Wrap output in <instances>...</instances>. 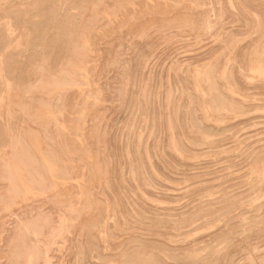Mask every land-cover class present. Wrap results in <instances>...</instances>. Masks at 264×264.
Returning a JSON list of instances; mask_svg holds the SVG:
<instances>
[{
  "label": "rangeland",
  "instance_id": "rangeland-1",
  "mask_svg": "<svg viewBox=\"0 0 264 264\" xmlns=\"http://www.w3.org/2000/svg\"><path fill=\"white\" fill-rule=\"evenodd\" d=\"M64 1L65 0H0V198H3L0 199V225L4 227L2 228L0 226V264H78V262L80 264H85L88 263V261V264H93L94 262L95 264H165L167 262H169L168 264H176L177 261H180L177 264H194L195 261H200L198 263L195 262V264H204L205 262H207L205 264H222L225 258V264H264V23L262 24V22H264V0H87L90 5L85 0H75L74 2L76 3H72L73 0H66L67 2ZM82 1L85 2L81 3ZM233 2H235L236 5L233 4ZM72 4L75 5L71 6ZM71 7H74L75 9L73 8L74 10H72ZM56 8L59 10H56ZM57 11L58 14L56 13ZM63 12H67L66 15H68V19ZM73 15H75V19H77L76 21H74L75 19H73ZM213 17L216 19L214 20V22L216 21L215 23L213 22ZM69 19L71 21H68ZM200 19H203L204 22ZM63 22H65V24ZM67 22H69V25ZM104 22H107V24ZM62 23L66 26L62 27ZM88 24L89 26H87ZM69 26L71 29H69ZM73 26L78 28L76 29V27L74 28ZM57 27L59 28L57 29ZM262 27L263 30L261 31ZM2 28L4 31H2ZM249 28H251L252 31ZM114 29L116 32H114ZM247 29L249 30L247 31ZM55 32L56 34H54ZM3 33L5 34L3 35ZM53 34L59 37H55ZM258 35L259 37L256 38ZM3 37H5L6 40ZM64 37L67 38V40H65ZM231 37H233V39ZM251 37L253 39L255 37V41ZM58 38L60 39L61 44H59L60 42L58 43ZM234 38H236V40ZM228 41L231 43L229 44ZM96 42L100 44L98 45ZM63 43H66V46L63 45ZM111 43L115 45L113 46ZM219 43L222 45L219 46L220 48L218 47ZM231 46L234 48L233 50ZM224 47L225 49H223ZM58 48L61 49V52H63V48H65V53L63 52L64 54H62ZM92 49H94L96 53ZM58 52L61 53L60 56L58 55ZM15 54L16 56H14ZM221 54L226 58L223 57L225 58L223 59ZM54 55H57L58 58H55ZM38 56L42 58L38 59ZM142 56L147 57L143 58ZM218 57L221 60H218ZM36 59H38L37 62H35ZM57 60L58 63H56ZM59 60H61V63H59ZM216 60H218V62H216ZM188 62H190V64ZM223 62L225 63L224 66ZM144 63L145 65H143ZM55 64L57 65V68L55 67ZM235 65L239 67V70L237 67L235 69ZM246 67L248 68L247 71L249 70L248 72L245 70ZM24 68H26V70L28 69L27 72H25ZM128 69L130 72H128ZM232 69H235V72H233ZM97 71H100V73L98 74ZM19 72L23 75L21 76ZM211 74L214 76L212 77ZM238 76L241 79H239ZM24 78L26 79V82L24 81ZM225 79H232L229 80L231 84L228 81L226 82ZM235 79L237 89L236 86L233 85ZM95 81H98V83ZM216 83H218V85ZM223 84H226L227 87ZM217 86H219V88ZM32 87L36 88L33 89ZM185 87L189 88L187 89L188 92H186L187 90ZM147 88L149 89L148 91ZM183 88H185V90ZM218 91L222 93L219 94ZM213 95L215 96V99ZM219 96L221 97V101H218ZM186 99L188 100L186 101ZM215 100H217V103H212L215 102ZM238 101L244 105L242 106ZM194 102L197 104L195 103V105H193ZM226 102H233V105L231 106L232 103L229 105ZM234 102L237 105H235ZM137 103L138 105H136ZM202 103H204V105ZM238 104L240 105L239 107ZM193 106L194 108H192V111L195 109L193 112H195L196 115L191 111L190 107ZM236 107H238L239 110H237L238 108L236 109ZM214 110L216 112H214ZM223 115L225 117H223ZM157 118L160 119L158 120ZM156 119L160 121V124L158 123L159 125L156 124ZM190 119L192 120L191 122L189 121ZM194 119L196 122H193ZM189 122L191 125L193 123L196 124L191 126ZM194 125H197L198 127L195 126V128ZM190 127H192V129ZM184 129L187 131H184ZM194 129H198L200 132H197V130L195 131ZM223 129L225 130L222 131ZM55 131L56 134H54ZM89 131H92V133H89ZM133 131L137 136L132 133ZM157 131H159L160 134L158 133V135H156ZM212 132L213 134H211ZM119 134H121V136ZM48 136H50V138ZM106 138L108 140H106ZM134 139L137 140H135L136 145L134 144ZM116 140H118V142ZM203 140L206 143H204ZM110 141L112 145L110 144ZM114 141L116 143H113ZM129 142H132V145ZM114 144L116 145L114 146ZM112 146H114V148H112ZM142 146H144V148ZM115 148L116 150L119 149V151H117L118 154L115 151ZM98 150H100L101 153ZM131 151L136 155L134 156ZM99 153H103V155H100ZM115 153L118 156H116ZM110 154L116 157L113 158ZM152 154L153 157L151 156V159L150 155ZM138 156L139 159H142L141 161H139ZM119 157H121L122 160H120ZM100 158L106 159L102 160ZM153 158H155V160ZM262 158L263 161L261 160V162L260 159ZM114 159L116 160L114 161ZM117 160L118 162H116ZM254 161H256V163H254ZM136 162L137 164H134ZM104 163L107 165H103ZM117 164H119L118 167ZM140 164H143V167L141 166L140 168ZM125 166H127L126 171ZM147 166L148 169L150 168L149 166H151V170L148 171ZM135 169L139 170V172L136 173L137 171ZM240 169L241 171H239ZM245 171L249 175H247ZM148 172H150V175ZM160 172L166 173L165 177H163L164 174ZM86 173H88L90 177L85 175ZM144 173H146V175ZM192 173L195 174L193 175ZM100 174H103V176ZM196 174L197 176H195ZM140 175H142V177ZM167 175L169 179L172 176L171 179L173 181L166 178ZM127 176L128 178L131 176L129 180ZM150 177L153 179V182ZM116 178L118 183L115 182ZM142 178H144V180H142ZM200 180H203V182H200ZM256 182L259 183L256 184ZM123 184L126 185L123 186ZM203 184L208 188L206 189V186L204 187ZM210 184L213 185L211 186ZM217 185L219 186L217 187ZM253 185L255 186L253 187ZM120 186L121 188H119ZM166 187L168 189H166ZM197 187L198 189H196ZM260 187L262 189H260ZM146 188L148 189L145 190ZM199 188H201V191ZM132 189L134 190L132 191ZM91 190L94 191L92 192ZM189 190H192L193 192ZM194 191L196 193L195 195L193 194V196L192 193H194ZM202 191L203 194L201 193ZM252 191L254 195L252 194L253 196H250ZM85 192H87L86 195L88 197L85 195ZM122 192L125 193L123 194ZM128 194L131 195V197ZM223 194L224 196H222ZM158 195H160V197ZM217 197L219 198L216 200ZM220 197L222 198L220 199ZM109 198L113 202H111ZM137 198L140 199V201H138ZM102 199L105 201L104 204ZM116 199L118 201H116ZM127 199L129 201L132 200L133 202H129ZM91 200L93 201L91 202ZM248 200L249 202H247ZM96 201H100L101 203ZM205 201L208 203L206 204ZM211 201L212 203H216L215 206ZM223 201L226 205H223ZM136 202L141 206L139 207ZM184 202H186L185 205H187V207L184 205ZM226 202L228 204L230 203V206ZM114 203L116 207L113 205ZM117 203L119 204L117 205ZM218 203H222V205H219ZM181 205L185 207H182ZM207 205L211 206L207 208ZM251 205L253 206L251 207ZM142 206L144 207V210ZM194 206L197 208H194ZM200 206L204 208V212L200 209ZM93 207L96 209L94 210ZM232 207L233 209H231ZM198 208L199 210H197ZM210 209L211 211H209ZM225 209L229 212L227 211L226 213ZM45 210L46 212H44ZM180 210H182L183 213ZM13 211H16L17 213L15 212V214ZM150 211L152 213H150ZM156 211L159 213V216L155 215L157 214ZM184 211L188 213L186 214ZM205 212H209V214H206ZM91 213L93 217H91ZM168 213H170V216ZM172 213L173 218L171 217ZM200 213L202 216L204 213L205 215L202 217ZM258 213L259 215H257ZM102 214L103 216H101ZM130 214L133 216L131 217ZM167 215L169 217H165ZM233 215L237 217H234ZM160 216L161 220L165 221H160ZM162 216L165 219H163ZM191 216L196 220L194 218L192 219ZM258 216L263 217L259 218ZM53 217L55 221L53 220ZM133 217L136 218L133 219ZM158 217L159 219H157ZM185 217L187 219H185ZM178 218H181L183 222H181V219L180 222L179 220L177 221ZM197 218L200 219V221ZM201 218L203 219L202 221ZM171 219L174 221H171ZM91 220H93L94 223L93 221L91 222ZM136 220H139L142 224ZM151 221L153 223H150ZM195 221L197 222L195 223ZM185 222H189L190 224L192 222V224L190 225ZM187 224H189L190 227H188ZM200 225L204 226L200 227ZM91 226L93 227L90 228ZM170 226L175 227L172 228ZM182 226L184 229H182ZM184 226H187L188 228ZM231 226L233 228L236 227L235 230L233 228V230H231ZM76 227L78 229H76ZM88 227L90 229L89 232L87 231ZM177 227L178 229H176ZM195 227H197V229L199 228V231H197ZM13 228L15 230H13ZM152 228L154 229L153 231ZM247 228L250 229L251 232L249 231L248 233V230L246 232L245 230ZM129 229H131V231H129ZM257 229L259 232H257ZM141 230L145 232H142ZM217 230H219L218 233L220 232L221 234H217L218 238H216V236L214 238ZM72 231L77 237H74L71 233ZM183 231L186 232L183 233L184 236L182 234ZM227 231H229L230 234ZM78 233L80 234L78 235ZM150 233L153 234L149 235ZM16 234L18 235V238ZM19 234L22 236H19ZM139 234H142V236ZM177 234L182 235L179 236ZM83 235L86 236V238H84ZM245 235L247 237H245ZM211 236L212 239L217 241H212ZM219 236L221 238H219ZM232 237H234V239ZM26 238H28L29 241H27L28 239ZM31 239H33V241ZM144 239L150 244L145 242ZM220 239H224V241H221ZM201 240L206 241L202 242ZM74 242H76V244ZM79 242L84 246L80 247L84 252L80 251V249L78 251L77 248ZM128 242H132V245ZM196 242H200L199 244L197 243L198 246ZM28 243H30V246H28ZM133 243H135V245H133ZM232 244H235V246ZM143 245L146 247L142 248L144 247ZM68 246L70 248L72 247L75 253L81 252L82 254H75L74 251H72L73 249H70ZM125 246H129L128 249ZM161 246L163 247L161 248ZM130 247L134 250L136 248L137 251H132V248ZM202 247L204 249H202ZM140 248L145 251H140ZM195 249L198 250L195 251ZM211 249L213 251H211ZM121 250H124L122 251L124 254L121 253ZM128 250L131 251L129 252ZM161 250H165L164 253L167 255L166 257ZM227 250L230 252H227ZM85 252H89L87 254L88 256ZM125 252L128 254L126 253L125 255ZM174 252L179 254H173ZM208 253H213V255H208ZM89 254L91 255V258ZM218 254L220 256H218ZM226 254H228V258L226 257ZM189 255L191 257H196L193 258L194 262L193 259H190L191 257ZM206 255L210 256V258ZM131 256L135 258L133 259ZM80 257L81 259H79ZM107 257L108 259L105 261V258ZM169 257H174L176 261L173 262L174 259H169ZM223 257L225 258L222 260ZM126 258L128 259V263L125 262L127 260ZM129 258H131V260ZM179 258L180 260H178ZM186 258L187 260L190 259V262L189 260L188 262L185 261ZM204 258L208 261H205ZM82 259L85 262L82 261ZM129 260H133V263H130ZM134 260L136 262H134ZM162 260H166L165 263L162 262ZM216 261H218V263Z\"/></svg>",
  "mask_w": 264,
  "mask_h": 264
},
{
  "label": "bare ground",
  "instance_id": "bare-ground-1",
  "mask_svg": "<svg viewBox=\"0 0 264 264\" xmlns=\"http://www.w3.org/2000/svg\"><path fill=\"white\" fill-rule=\"evenodd\" d=\"M3 1H4V0H3ZM7 1H8V0H7ZM60 1H61V0H60ZM65 1H66V0H65ZM65 1H64V2H65ZM74 1H75V0H73L72 3H76V2H74ZM79 1H80V0H79ZM85 1H87V0H85ZM85 1H82L81 3L85 2ZM177 1H178V0H177ZM58 2H59V1H58ZM66 2H67V1H66ZM77 2H78V1H77ZM87 2L89 3V1H87ZM87 2H86V3H87ZM12 3H13V1H12ZM56 3H57V2H56ZM88 3H87V4H88ZM94 3H95V2H94ZM107 3H108V2H107ZM17 4H18V3H17ZM23 4H24V3H23ZM78 4H79V3H78ZM109 4H110V3H109ZM111 4H112V3H111ZM233 4H235V2H233ZM19 5H20V4H19ZM67 5H68V4H67ZM74 5H75V4H74ZM74 5L72 4L71 6H74ZM89 5H90V3H89ZM235 5H236V4H235ZM8 6H9V5H8ZM28 6H29V5H28ZM63 6H64V4H63ZM58 7H59V5H58ZM61 7H62V6H61ZM109 7H110V5H109ZM152 7H153V6H152ZM10 8H11V7H10ZM13 8H14V7H13ZM30 8H31V7H30ZM53 8H54V7H53ZM71 8H72V7H71ZM73 8H74V7H73ZM73 8H72V10L75 9V8H74V9H73ZM85 8H86V7H85ZM2 9H3V8H2ZM34 9H36V8H34ZM57 9H58V8H56V10H57ZM82 9H83V8H82ZM142 9H143V8H142ZM3 10H4V9H3ZM25 10H26V9H25ZM47 10H48V9H47ZM51 10H52V9H51ZM58 10H59V9H58ZM61 10H62V9H61ZM69 10H70V9H69ZM76 10H77V8H76ZM18 11H19V10H18ZM22 11H24V10H22ZM53 11H54V10H53ZM65 11H66V10H65ZM83 11L86 12L85 10H83ZM99 11H100V9H99ZM129 11H130V10H129ZM44 12H45V11H44ZM127 12H128V11H127ZM198 12H200V11H198ZM3 13H6V12H3ZM9 13H10V12H9ZM27 13H28V10H27ZM34 13H35V12H34ZM56 13L58 14V11H57ZM63 13H65V15H66L67 12H63ZM138 13H139V12H138ZM242 13H243V12H242ZM21 14H22V13H21ZM51 14H52V13H51ZM51 14H50V15H51ZM53 14H54V13H53ZM71 14H72V13H71ZM84 14H85V13H84ZM198 14H199V13H198ZM19 15H20V14H19ZM79 15H80V14H79ZM109 15H110V14H109ZM205 15H207V14H205ZM205 15H204V18H205ZM259 15H260V14H259ZM7 16H8V15H7ZM44 16H45V15H44ZM66 16H67V19H68V15H66ZM66 16H65V18H66ZM70 16H72V15H70ZM73 16H74L73 19H75V15H73ZM199 16H200V15H199ZM220 16H221V15H220ZM10 17H11V16H10ZM76 17H77V14H76ZM93 17H95V16H93ZM119 17H120V16H119ZM216 17H217V16H216ZM21 18H22V17H21ZM25 18H26V17H25ZM65 18H63V19H65ZM213 18H214V17H213ZM259 18H260V17H259ZM261 18H262V16H261ZM261 18H260V19H261ZM88 19H89V18H88ZM91 19H92V18H91ZM128 19H129V17H128ZM206 19H207V18H206ZM219 19H220V18H219ZM5 20H6V19H5ZM22 20H23V19H22ZM47 20H48V19H47ZM76 20H77V19H75L74 21H76ZM99 20H101V19H99ZM198 20H199V19H198ZM200 20H201V19H200ZM214 20H216V19L214 18V19H213V22H214ZM262 20H263V19H262ZM25 21H26V20H25ZM29 21H30V20H29ZM66 21H67V20H66ZM68 21H71V20L69 19ZM78 21H79V20H78ZM89 21H90V20H89ZM201 21H203V19H202ZM201 21H200V22H201ZM205 21H206V20H205ZM263 21H264V20H263ZM49 22H50V21H49ZM56 22H57V21H56ZM99 22H100V21H99ZM193 22H194V21H193ZM203 22H204V21H203ZM207 22H208V21H207ZM207 22H206V23H207ZM209 22H210V21H209ZM215 22H216V21H215ZM215 22H214V23H215ZM219 22H220V21H219ZM28 23H29V22H28ZM63 23L65 24V22H63ZM63 23H62V25H63ZM73 23H75V22H73ZM77 23H78V22H77ZM79 23H80V21H79ZM104 23L107 24V22H104ZM119 23H120V22H119ZM123 23H124V22H123ZM214 23H213V24H214ZM263 23H264V22H262V24H263ZM39 24H40V22H39ZM46 24H47V23H46ZM57 24H59V23H57ZM67 24L69 25V22H67ZM70 24H71V22H70ZM75 24H76V23H75ZM113 24H114V23H113ZM201 24H202V22H201ZM203 24H204V23H203ZM207 24H208V23H207ZM259 24H260V23H259ZM10 25H11V24H10ZM17 25H18V24H17ZM33 25H34V24H33ZM37 25H38V24H37ZM73 25H74V24H73ZM77 25H78V24H77ZM90 25H92V24H90ZM103 25H104V24H103ZM103 25H101V26H103ZM116 25H117V24H116ZM216 25H217V23H216ZM52 26H53V25H52ZM64 26H66V25H63L62 27H64ZM84 26H85V25H84ZM87 26H89V24H88ZM87 26H86V27H87ZM173 26H174V25H173ZM193 26H194V25H193ZM218 26H219V25H218ZM253 26H255V25H253ZM47 27H48V26H47ZM62 27H60V28L63 29ZM69 27H70V26H69ZM73 27H74V26H73ZM75 27H76V26H75ZM75 27H74V28H75ZM93 27H94V26H93ZM168 27H169V26H168ZM49 28H50V27H49ZM58 28H59V27H57V29H58ZM77 28H78V27H76V29H77ZM98 28H99V27H98ZM122 28H123V27H122ZM252 28H255V27H252ZM33 29H34V28H33ZM45 29H46V27H45ZM69 29H71V27H70ZM119 29H120V28H119ZM119 29H118V30H119ZM214 29H215V28H214ZM219 29H220V27H219ZM219 29H218V30H219ZM249 29L251 30V28H249ZM249 29H247V31H248ZM102 30H103V28H102ZM118 30H117V31H118ZM198 30H199V29H198ZM216 30H217V29H216ZM262 30H263V27H262L261 31H262ZM2 31H4L3 28H2ZM42 31H43V30H42ZM48 31H50V30H48ZM56 31H58V30H56ZM166 31H167V30H166ZM247 31H246V32H247ZM251 31H252V30H251ZM257 31H258V30H257ZM259 31H260V30H259ZM64 32H65V30H64ZM67 32H68V31H67ZM70 32H71V31H70ZM73 32H74V30H73ZM107 32H108V31H107ZM114 32H116L115 29H114ZM114 32H113V33H114ZM119 32H120V31H119ZM127 32H128V31H127ZM131 32H132V31H131ZM131 32H130V33H131ZM255 32H256V31H255ZM57 33H58V32H57ZM71 33H72V32H71ZM105 33H106V32H105ZM211 33H212V32H211ZM247 33H248V32H247ZM4 34H5V33H3V35H4ZM54 34H56V32H55ZM54 34H53V35H54ZM58 34H59V33H58ZM63 34H64V33H63ZM94 34H95V33H94ZM94 34H93V35H94ZM111 34H112V33H111ZM116 34H117V33H116ZM127 34H128V33H127ZM254 34H255V33H254ZM263 34H264V33H263ZM1 35H2V33H1ZM29 35H30V34H29ZM43 35H44V34H43ZM59 35H61V34H59ZM69 35H70V34H69ZM72 35H73V33H72ZM104 35H105V34H104ZM112 35H113V34H112ZM213 35H214V34H213ZM261 35H262V34H261ZM261 35H260V36H261ZM5 36H6V35H5ZM45 36H46V35H45ZM54 36H55V35H54ZM56 36H57V35H56ZM56 36H55V37H56ZM64 36H65V35H64ZM66 36H67V35H66ZM129 36H130V35H129ZM234 36H235V35H234ZM1 37H2V36H1ZM17 37H18V36H17ZM57 37H59V36H57ZM72 37H73V36H72ZM83 37H84V36H83ZM93 37H94V36H93ZM117 37H118V36H117ZM133 37H134V36H133ZM209 37H212V36H209ZM226 37H227V36H226ZM237 37H238V36H237ZM242 37H243V36H242ZM258 37H259V35H258L256 38H258ZM3 38H5V37H3ZM3 38H2V39H3ZM46 38H47V37H46ZM64 38H65V37H64ZM69 38H70V36H69ZM97 38H98V37H97ZM127 38H128V37H127ZM231 38L233 39V37H231ZM246 38H247V37H246ZM248 38H249V37H248ZM251 38H252V37H251ZM0 39H1V38H0ZM40 39H41V38H40ZM55 39H56V38H55ZM55 39H54V40H55ZM58 39H59V38H58ZM60 39H61V37H60ZM60 39H59V41H58V43L60 42L59 44H61ZM62 39H63V38H62ZM70 39H71V38H70ZM111 39H112V38H111ZM207 39H208V38H207ZM226 39H227V38H226ZM232 39H231V42H232ZM234 39L236 40V38H234ZM252 39H253V38H252ZM262 39H263V37H262ZM5 40H6V38H5ZM65 40H67V38H65ZM113 40H114V39H113ZM115 40H116V38H115ZM250 40H251V39H250ZM253 40L255 41V37H254ZM257 40H258V39H257ZM62 41H63V40H62ZM93 41H94V40H93ZM229 41H230V40H229ZM229 41H228V42H229ZM1 42H2V41H1ZM4 42H5V41H4ZM63 42H64V41H63ZM66 42H67V41H66ZM102 42H103V41H102ZM108 42H109V41H108ZM108 42H107V44H108ZM113 42H114V41H113ZM117 42H119V41H117ZM117 42H116V43H117ZM212 42H213V41H212ZM231 42H229V44H230ZM239 42H240V41H239ZM68 43H69V42H68ZM68 43H67V44H68ZM89 43H90V42H89ZM96 43H97V42H96ZM114 43H115V42H114ZM119 43H120V42H119ZM152 43H153V42H152ZM247 43H248V42H247ZM254 43H255V42H254ZM56 44H57V43H56ZM97 44H98V43H97ZM97 44H96V45H97ZM99 44H100V43H99ZM99 44H98V45H99ZM111 44H112V43H111ZM217 44H218V43H217ZM222 44H223V42H222ZM227 44H228V43H227ZM227 44H225V45H227ZM236 44H238V43H236ZM252 44H253V43H252ZM263 44H264V43H263ZM33 45H34V44H33ZM63 45L66 46V43H63ZM68 45H69V44H68ZM109 45H110V44H109ZM112 45H113V44H112ZM114 45H115V44H114ZM114 45H113V46H114ZM116 45H117V44H116ZM152 45H153V44H152ZM152 45H151V46H152ZM249 45H250V43H249ZM249 45H248V46H249ZM254 45H255V44H254ZM1 46H2V45H1ZM4 46H5V45H4ZM52 46H53V45H52ZM79 46H80V45H79ZM93 46H94V45H93ZM219 46H222V45H220V43H219L218 47H219ZM232 46H233V45H232ZM232 46H231V48H232ZM2 47H3V46H2ZM35 47H36V46H35ZM43 47H44V46H43ZM91 47H92V46H91ZM215 47H216V46H215ZM226 47H227V46H226ZM234 47H235V46H234ZM96 48H97V46H96ZM102 48H103V46H102ZM153 48H154V47H153ZM153 48H152V49H153ZM210 48H211V47H210ZM219 48H220V47H219ZM240 48H241V47H240ZM249 48H251V47H249ZM47 49H48V48H47ZM50 49H51V48H50ZM58 49H60V48H58ZM67 49H68V48H67ZM89 49H90V48H89ZM100 49H101V48H100ZM223 49H225V47H224ZM233 49H234V48H232V50H233ZM63 50H64V51H63ZM63 50H62V51L65 53V48H63ZM68 50H69V49H68ZM70 50H71V49H70ZM92 50H94V49H92ZM96 50H97V49H96ZM146 50L149 51L148 49H146ZM212 50H213V49H212ZM217 50H218V49H217ZM217 50H216V51H217ZM220 50H221V49H220ZM246 50H247V49H246ZM250 50H251V49H250ZM250 50H249V51H250ZM260 50H261V49H260ZM260 50H259V51H260ZM94 51H95V50H94ZM98 51H99V50H98ZM213 51H214V50H213ZM216 51H215V52H216ZM218 51H219V50H218ZM229 51H230V50H229ZM238 51H239V50H238ZM60 52H61V49H60ZM63 52H61V53L64 54ZM144 52H145V51H144ZM154 52H156V51H154ZM230 52H231V51H230ZM247 52H248V51H247ZM31 53H32V52H31ZM55 53H56V52H55ZM58 53H59V52H58ZM58 53H57V54H58ZM61 53H59L58 55L60 56ZM67 53H68V51H67ZM95 53H96V51H95ZM101 53H102V52H101ZM151 53H152V52H151ZM151 53H150V54H151ZM243 53H244V52H243ZM150 54H149V55H150ZM214 54H215V53H214ZM237 54H238V53H237ZM7 55H8V54H7ZM34 55H35V54H34ZM36 55H37V54H36ZM42 55H43V54H42ZM65 55H66V54H65ZM142 55H143V54H142ZM145 55H147V54H145ZM212 55H213V54H212ZM215 55H217V54H215ZM221 55H222V54H221ZM225 55H226V54H225ZM243 55H244V54H243ZM243 55H242V57H243ZM12 56H13V55H12ZM14 56H16V54H15ZM17 56H18V55H17ZM49 56H50V55H49ZM63 56H64V55H63ZM143 56H144V55H143ZM143 56H142V57H143ZM147 56H148V55H147ZM147 56H145V57H143V58H146ZM155 56H156V55H155ZM238 56H239V55H238ZM54 57H55V58H56V57L58 58L57 55H54ZM70 57H71V56H70ZM223 57H225V56L222 55V58H223ZM242 57H241V58H242ZM247 57H248V53H247ZM9 58H10V57H9ZM39 58H42V57L38 56V59H39ZM52 58H53V56H52ZM65 58H66V57H65ZM67 58H68V57H67ZM150 58H151V57H150ZM156 58H157V57H156ZM203 58H204V57H203ZM205 58H206V57H205ZM214 58H215V57H214ZM225 58H226V57H225ZM225 58H223V59H225ZM241 58H240V60H241ZM244 58H245V56H244ZM259 58H260V57H259ZM30 59H31V57H30ZM38 59H36L35 62H37ZM62 59H63V58H62ZM154 59H155V58H154ZM201 59H202V58H201ZM219 59H220V58L218 57V60H219ZM238 59H239V58H238ZM15 60H16V59H15ZM15 60H14V61H15ZM26 60H27V59H26ZM53 60H54V59H53ZM53 60H52V61H53ZM174 60H175V59H174ZM208 60H209V59H208ZM210 60H212V59H210ZM218 60H216V62H218ZM220 60H221V59H220ZM248 60H249V59H248ZM263 60H264V59H263ZM12 61H13V59H12ZM21 61H22V60H21ZM40 61H41V60H40ZM60 61H61V60H59V63H61ZM66 61H67V60H66ZM91 61H92V60H91ZM96 61H99V60H96ZM145 61H146V60H145ZM205 61H206V60H205ZM16 62H17V61H16ZM33 62H34V61H33ZM231 62H232V61H231ZM246 62H247V61H246ZM30 63H31V62H30ZM53 63H54V61H53ZM53 63H52V64H53ZM56 63H58V60H57ZM89 63H90V62H89ZM148 63H149V62H148ZM148 63H147V64H148ZM182 63H183V62H182ZM188 63L190 64V62H188ZM205 63H206V62H205ZM212 63H213V62H212ZM223 63H224V62H223ZM241 63H242V62H241ZM32 64H33V63H32ZM90 64H91V63H90ZM180 64H181V62H180ZM237 64H238V62H237ZM244 64H245V63H244ZM18 65H19V64H18ZM143 65H145V63H144ZM193 65H194V64H193ZM195 65H196V64H195ZM206 65H207V64H206ZM224 65H225V63L223 64V66H224ZM25 66H27V65H25ZM28 66H29V65H28ZM49 66H50V64H49ZM53 66H54V65H53ZM174 66H175V65H174ZM199 66H200V64H199ZM211 66H212V65H211ZM219 66H220V65H219ZM231 66H232V65H231ZM245 66H246V65H245ZM55 67L57 68V65H56V64H55ZM58 67H59V66H58ZM188 67H189V66H188ZM191 67H193V66H191ZM205 67H206V66H205ZM236 67H237V65H235V69H236ZM241 67H242V66H241ZM243 67H244V66H243ZM10 68H11V67H10ZM12 68H13V67H12ZM16 68H17V67H16ZM52 68H53V67H52ZM56 68H55V69H56ZM177 68H178V67H177ZM209 68H210V67H209ZM214 68H215V67H214ZM214 68H213V69H214ZM238 68H239V67H237V69H238ZM7 69H8V68H7ZM24 69H25V72H27L28 69H27V70H26V68H24ZM32 69H33V68H32ZM55 69H53V70H55ZM94 69H95V68H94ZM94 69H93V70H94ZM169 69H170V68H169ZM186 69H187V68H186ZM213 69H211V70H213ZM222 69H223V67H222ZM235 69H232L233 72H235V71H234ZM247 69H248V68L246 67L245 70L247 71ZM18 70H19V69H18ZM18 70H17V71H18ZM33 70H34V69H33ZM128 70H129V69H128ZM175 70H176V69H175ZM214 70H216V69H214ZM232 70H231V71H232ZM238 70H239V69H238ZM22 71H23V70H22ZM89 71H90V70H89ZM91 71H92V70H91ZM94 71H95V70H94ZM164 71H165V70H164ZM183 71H184V70H183ZM186 71H187V70H186ZM186 71H185V73H186ZM217 71H219V70H217ZM220 71H221V69H220ZM248 71H249V70H248ZM248 71H247V72H248ZM23 72H24V71H23ZM25 72H24V73H25ZM76 72H77V70H76ZM97 72H98V71H97ZM128 72H130V70H129ZM132 72H133V71H132ZM237 72H238V71H237ZM237 72H236V74H237ZM250 72H251V71H250ZM19 73H20V72H19ZM57 73H58V72H57ZM85 73H86V72H85ZM92 73H93V72H92ZM99 73H100V71L98 72V74H99ZM210 73H211V72H210ZM218 73H219V72H218ZM256 73H257V72H256ZM256 73H255V74H256ZM8 74H9V73H8ZM90 74H91V72H90ZM128 74H129V73H128ZM171 74H172V73H171ZM175 74H176V72H175ZM188 74H189V73H188ZM213 74H215V73H213ZM213 74H211L212 77L214 76ZM231 74H232V72H231ZM20 75H21V73H20ZM22 75H23V74H22ZM22 75H21V76H22ZM32 75H33V74H32ZM32 75H31V76H32ZM46 75H47V74H46ZM80 75H81V74H80ZM131 75H132V74H131ZM135 75H136V74H135ZM207 75H208V74H207ZM233 75H234V74H233ZM259 75H260V74H259ZM11 76H12V75H11ZM24 76L27 77L26 75H24ZM49 76H50V75H49ZM92 76H94V75H92ZM179 76H180V75H179ZM249 76H250V75H249ZM83 77H84V76H83ZM98 77H99V76H98ZM135 77H136V76H135ZM227 77H228V76H227ZM39 78H40V77H39ZM84 78H85V77H84ZM99 78H100V77H99ZM219 78H220V76H219ZM235 78H236V77H235ZM238 78L241 79L239 76H238ZM247 78H248V77H247ZM249 78H251V77H249ZM254 78H255V77H254ZM254 78H253V79H254ZM257 78H258V77H257ZM18 79H19V77H18ZM22 79H23V78H22ZM24 79H25V78H24ZM27 79H28V78H27ZM95 79H97V78H95ZM205 79H206V78H205ZM212 79H213V78H212ZM215 79H216V77H215ZM239 79H238V80H239ZM243 79H244V78H243ZM67 80H68V79H67ZM216 80H217V79H216ZM220 80H221V79H220ZM220 80H219V81H220ZM225 80H226V79H225ZM229 80H232V79H229ZM229 80L227 79L226 82H227V81L229 82ZM250 80H251V79H250ZM24 81L26 82V79H25ZM59 81H60V79H59ZM214 81H215V80H214ZM222 81H223V80H222ZM235 81H236V79L234 80V84H233V85H235V83H236ZM242 81H243V80H242ZM244 81H245V79H244ZM21 82H23V81H21ZM36 82H37V81H36ZM36 82H35V83H36ZM95 82H96V81H95ZM206 82H207V81H206ZM240 82H241V80H240ZM246 82H247V81H246ZM258 82H259V81H258ZM23 83H24V82H23ZM27 83H29V82H27ZM27 83H26V84H27ZM82 83H83V82H82ZM96 83H98V81H97ZM213 83H214V82H213ZM229 83L231 84V82H229ZM259 83H260V82H259ZM263 83H264V82H263ZM65 84H66V83H65ZM216 84L218 85V83H216ZM261 84H262V83H261ZM58 85H59V84H58ZM76 85H77V84H76ZM85 85H86V84H85ZM100 85H101V84H100ZM100 85H99V86H100ZM223 85L226 86V84H223ZM238 85H239V84H238ZM254 85H255V84H254ZM254 85H253V86H254ZM72 86H73V85H72ZM92 86H93V85H92ZM204 86H205V85H204ZM225 86H224V87H225ZM235 86H236V85H235ZM235 86H233V87H235ZM239 86H240V85H239ZM251 86H252V84H251ZM260 86H261V85H260ZM100 87H101V86H100ZM217 87L219 88V86H217ZM226 87H227V86H226ZM257 87H258V86H257ZM262 87H263V86H262ZM32 88H33V87H32ZM35 88H36V87H35ZM35 88H33V89H35ZM75 88H76V87H75ZM185 88H186V87H185ZM185 88H183V89L185 90ZM239 88H240V87H239ZM101 89H102V88H101ZM187 89H189V88H186V90H187ZM214 89H215V88H214ZM214 89H213V90H214ZM236 89H237V86H236ZM240 89H241V88H240ZM102 90H103V89H102ZM142 90H143V89H142ZM148 90H149V89L147 88V91H148ZM219 90H220V89H219ZM221 90H222V89H221ZM238 90H239V89H238ZM207 91H208V90H207ZM242 91L244 92V90H242ZM245 91H246V90H245ZM250 91H251V90H250ZM255 91H256V90H255ZM259 91H260V90H259ZM141 92H142V91H141ZM184 92H185V91H184ZM184 92H183V93H184ZM186 92H188V90H187ZM218 92H219V91H218ZM145 93H146V92H145ZM221 93H222V92H221ZM221 93L219 92V94H221ZM225 93H226V92H225ZM244 93H246V92H244ZM244 93H243V94H244ZM59 94H60V93H59ZM97 94H98V93H97ZM214 94H215V93H214ZM219 94H218V95H219ZM223 94H224V93H223ZM250 94H251V93H250ZM250 94H249V96H250ZM29 95H31V94H29ZM140 95H141V94H140ZM142 95H143V93H142ZM184 95H185V94H184ZM218 95H217V96H218ZM198 96H199V95H198ZM200 96H201V95H200ZM209 96H210V95H209ZM222 96H223V95H222ZM254 96H255V95H254ZM256 96H257V95H256ZM260 96H261V95H260ZM21 97H22V96H21ZM188 97H189V96H188ZM190 97H191V96H190ZM213 97H214V99H215V96H214V95H213ZM229 97H230V96H229ZM38 98H39V97H38ZM72 98H73V97H72ZM186 98H187V97H186ZM220 98H221V97L219 96L218 101H221ZM224 98H225V97H224ZM190 99H191V98H190ZM205 99H206V98H205ZM216 99H217V98H216ZM222 99H223V98H222ZM226 99H227V98H226ZM233 99H234V98H233ZM187 100H188V99H186V101H187ZM211 100H212V99H211ZM211 100H210V104H211ZM230 100H231V99H230ZM230 100H228V101H230ZM234 100H235V99H234ZM234 100H233V101H234ZM37 101H38V99H37ZM213 101H214V100H213ZM216 101H217V100H215V102H212V103H217ZM222 101H223V100H222ZM250 101H251V100H250ZM202 102H203V101H202ZM204 102H205V100H204ZM223 102H224V101H223ZM251 102H252V101H251ZM46 103H47V102H46ZM145 103H146V102H145ZM195 103H196V102H194L193 105H195ZM226 103L229 104V105H230V103H232L231 106L233 105V102H230V103L226 102ZM236 103H237V102H236ZM238 103L241 104L239 101H238ZM247 103H249V102H247ZM66 104H67V103H66ZM196 104H197V103H196ZM202 104L204 105V103H202ZM205 104H206V103H205ZM210 104H209V105H210ZM234 104H235V102H234ZM239 104H238V107L240 106ZM251 104H252V103H251ZM48 105H50V104H48ZM136 105H138V103H137ZM145 105H146V104H145ZM147 105H148V104H147ZM200 105H201V104H200ZM217 105H219V104H217ZM220 105H221V104H220ZM229 105H228V106H229ZM235 105H237V104H235ZM241 105L243 106L244 104H241ZM249 105H250V104H249ZM34 106H35V105H34ZM72 106H73V105H72ZM201 106H202V105H201ZM211 106H212V105H211ZM215 106H216V105H215ZM253 106H254V105H253ZM186 107H187V106H186ZM186 107H185V108H186ZM195 107H196V106H195ZM197 107H198V105H197ZM221 107H222V105H221ZM238 107H236V109H237ZM258 107H259V106H258ZM258 107H256V108H258ZM103 108H104V107H103ZM190 108H191V111H192V108H194V106H193V107H190ZM223 108H224V107H223ZM243 108H245V107H243ZM260 108H261V107H260ZM197 109H198V108H197ZM246 109H247V108H246ZM249 109H250V108H249ZM199 110H201V109H199ZM220 110H221V109H220ZM237 110H239V108H238ZM244 110H245V109H244ZM253 110H254V109H253ZM255 110H256V109H255ZM191 111H188V112H191ZM193 111H195V109H193ZM193 111H192V112H193ZM197 111H198V110H197ZM203 111H204V110H203ZM228 111H229V110H228ZM214 112H216V111L214 110ZM247 112H249V111H247ZM252 112H253V111H252ZM193 113L196 115L195 112H193ZM193 113H192V114H193ZM238 113H239V112H238ZM245 113H246V112H245ZM64 114H65V113H64ZM188 115H189V114H188ZM216 115H217V114H216ZM231 115H232V114H231ZM159 116H160V115H159ZM184 116H185V113H184ZM189 116H190V115H189ZM134 117H135V116H134ZM191 117H192V115H191ZM191 117H190V118H191ZM199 117H200V115H199ZM223 117H225V116L223 115ZM155 118H156V117H155ZM188 118H189V117H188ZM193 118H194V117H193ZM193 118H192V119H193ZM20 119H21V117H20ZM157 119H158V118H157ZM157 119H156V120H157ZM159 119H160V118H159ZM159 119H158V120H159ZM197 119H198V118H197ZM201 119H202V118H201ZM18 120H19V119H18ZM153 120H154V119H153ZM158 120H157L156 124H158V123L160 124V121H158ZM204 120H205V119H204ZM63 121H64V120H63ZM71 121H73V120H71ZM187 121H188V120H187ZM189 121L191 122L192 120L190 119ZM198 121H199V120H198ZM23 122H24V121H23ZM164 122H165V121H164ZM190 122H189V124H190ZM193 122H196L195 119L193 120ZM193 122H192V123H193ZM67 123H68V122H67ZM165 123H166V122H165ZM168 123H169V122H168ZM226 123H227V122H226ZM16 124H17V123H16ZM152 124H153V123H152ZM159 124H158V125H159ZM161 124H162V123H161ZM179 124H180V123H179ZM186 124H187V123H186ZM186 124H185V125H186ZM193 124H196V123H193ZM193 124H192V125L190 124V125L193 126ZM199 124H200V123H199ZM210 124H211V123H210ZM228 124H229V123H228ZM158 125H156V126H158ZM180 125H182V124H180ZM197 125H198V124H197ZM197 125H194V127L197 126ZM203 125H204V123H203ZM13 126H14V125H13ZM54 127H55V126H54ZM54 127H53V128H54ZM173 127H174V126H173ZM188 127H189V125H188ZM197 127H198V126H197ZM204 127H205V126H204ZM207 127H208V126H207ZM218 127H219V126H218ZM72 128H73V127H72ZM82 128H83V127H82ZM130 128H131V127H130ZM167 128H168V127H167ZM190 128L192 129V127H190ZM195 128H196V127H195ZM205 128H206V127H205ZM25 129H26V128H25ZM80 129H81V128H80ZM89 129H90V128H89ZM117 129H118V128H117ZM120 129H121V128H120ZM128 129H129V128H128ZM139 129H140V128H139ZM143 129H144V128H143ZM169 129H170V128H169ZM174 129H175V128H174ZM187 129H188V128H187ZM198 129H199V128H198ZM198 129H196L197 132H200V131H198ZM210 129H211V128H210ZM2 130H3V129H2ZM71 130H72V129H71ZM91 130H92V129H91ZM121 130H122V129H121ZM134 130H135V128H134ZM156 130H157V129H156ZM185 130H186V129H184V131H185ZM188 130H189V129H188ZM194 130H195V129H194ZM196 130H195V131H196ZM199 130H200V129H199ZM224 130H225V129H223L222 131H224ZM53 131H54V129H53ZM92 131H93V130H92ZM92 131H89V133H90V132L92 133ZM116 131H117V130H116ZM127 131H128V130H127ZM143 131H144V130H143ZM186 131H187V130H186ZM214 131H215V130H214ZM1 132H2V131H1ZM42 132H43V131H42ZM93 132H94V131H93ZM122 132H123V131H122ZM128 132H129V131H128ZM148 132H150V131H148ZM188 132H189V131H188ZM218 132H219V131H218ZM218 132H217V133H218ZM72 133H73V132H72ZM75 133H76V132H75ZM75 133H74V134H75ZM115 133H116V132H115ZM119 133H120V132H119ZM132 133L135 134L134 131H133ZM158 133H159V131H157L156 135H158ZM161 133H162V132H161ZM208 133H210V132H208ZM217 133H216V134H217ZM54 134H56V131H55ZM147 134H148V133H147ZM147 134H146V136H147ZM159 134H160V133H159ZM195 134H197V133H195ZM200 134H201V133H200ZM211 134H213V132H212ZM216 134H215V135H216ZM88 135H89V134H88ZM95 135H96V134H95ZM119 135L121 136V134H119ZM129 135H130V133H129ZM131 135H132V134H131ZM135 135H136V134H135ZM2 136H4V135H2ZM25 136H26V135H25ZM93 136H94V133H93ZM124 136H125V135H124ZM136 136H137V135H136ZM146 136H144V137H146ZM159 136H160V135H159ZM159 136H158V137H159ZM48 137L50 138V136H48ZM111 137H112V136H111ZM118 137H119V136H118ZM127 137H128V136H127ZM129 137H131V136H129ZM133 137H134V135H133ZM161 137H162V136H161ZM168 137H169V135H168ZM51 138H52V137H51ZM55 138H56V136H55ZM114 138H116V137H114ZM135 138H136V137H135ZM137 138H138V137H137ZM148 138H149V135H148ZM156 138H157V136H156ZM175 138H176V137H175ZM1 139H2V138H1ZM109 139H111V138H109ZM117 139H118V138H117ZM154 139H155V134H154ZM217 139H218V138H217ZM56 140H57V138H56ZM106 140H108V139L106 138ZM119 140H120V139H119ZM125 140H127V139H125ZM131 140H132V139H131ZM135 140H136V139H134V141H135ZM143 140H144V139H143ZM151 140H152V139H151ZM156 140H157V139H156ZM175 140H177V139H175ZM214 140H216V139H214ZM116 141L118 142V140H116ZM123 141H124V140H123ZM136 141H137V140H136ZM136 141H135V143H134L135 145H136ZM154 141H155V140H154ZM211 141H212V140H211ZM219 141H220V139H219ZM219 141H217V142H219ZM256 141H257V139H256ZM57 142H58V141H57ZM142 142H143V141H142ZM146 142H147V140H146ZM203 142H204V140H203ZM213 142H214V141H213ZM106 143H108V142H106ZM113 143H116V142L114 141ZM121 143H122V142H121ZM129 143L131 144L132 142H129ZM143 143H144V142H143ZM158 143H159V142H158ZM190 143H191V141H190ZM192 143H193V142H192ZM196 143H197V142H196ZM201 143H202V142H201ZM204 143H206V142H204ZM234 143H235V142H234ZM110 144H111V141H110ZM110 144H109V145H110ZM119 144H120V143H119ZM119 144H118V145H119ZM123 144H124V143H123ZM123 144H122V145H123ZM149 144H150V143H149ZM105 145H106V144H105ZM109 145H108V146H109ZM111 145H112V144H111ZM111 145H110V146H111ZM115 145H116V144H114V146H115ZM120 145H121V144H120ZM125 145H127V144H125ZM131 145H132V144H131ZM138 145H139V143H138ZM143 145H144V144H143ZM193 145H194V144H193ZM114 146H112V148H114ZM210 146H211V145H210ZM212 146H213V145H212ZM232 146H233V145H232ZM234 146H235V145H234ZM237 146H238V145H237ZM70 147H71V146H70ZM103 147H104V146H103ZM133 147H134V146H133ZM142 147L144 148V146H142ZM142 147H141V150H142ZM213 147H214V146H213ZM222 147H224V146H222ZM222 147H221V149H222ZM117 148H118V147H117ZM119 148H120V146H119ZM136 148H137V147H136ZM136 148H134V149H136ZM171 148H172V147H171ZM219 148H220V147H219ZM75 149H76V148H75ZM95 149H96V148H95ZM99 149H100V148H99ZM104 149H105V147H104ZM149 149H150V147H149ZM216 149H217V148H216ZM226 149H227V148H226ZM102 150H103V149H102ZM110 150H111V148H110ZM130 150H131V148H130ZM136 150H137V149H136ZM199 150H200V149H199ZM227 150H228V149H227ZM229 150H230V149H229ZM73 151H74V150H73ZM98 151H100V150H98ZM103 151H104V150H103ZM103 151H102V152H103ZM115 151L117 152V151H119V149L116 150V148H115ZM115 151H114V152H115ZM143 151H144V150H143ZM149 151H150V150H149ZM217 151H218V150H217ZM217 151H216V152H217ZM95 152H96V151H95ZM108 152H109V151H108ZM114 152H113V153H114ZM122 152H123V151H122ZM122 152H121V153H122ZM199 152H200V151H199ZM90 153H91V152H90ZM96 153H97V152H96ZM100 153H101V151H100ZM100 153H99V154H100ZM111 153H112V152H111ZM131 153H132V151H131ZM135 153H136V152H135ZM140 153H141V152H140ZM251 153H252V152H251ZM10 154H11V153H10ZM117 154H118V152H117ZM123 154H124V153H123ZM125 154H127V153H125ZM132 154H133L134 156L136 155V154H134V153H132ZM137 154H138V153H137ZM150 154H151V153H150ZM256 154H257V153H256ZM100 155H103V153L100 154ZM107 155H108V153H107ZM110 155H112V154H110ZM115 155H116V153H115ZM138 155H139V154H138ZM143 155H144V154H143ZM230 155H231V154H230ZM249 155H250V154H249ZM251 155H252V154H251ZM257 155H258V154H257ZM112 156H113V158H115V157L118 156V155H116L115 157H114V155H112ZM119 156H120V155H119ZM126 156H127V155H126ZM151 156L153 157V154L150 155V158H151ZM154 156H155V155H154ZM233 156H234V155H233ZM237 156H238V155H237ZM96 157H98V156H96ZM101 157H103V156H101ZM106 157H108V156H106ZM110 157H111V156H110ZM128 157H129V156H128ZM132 157H133V156H132ZM136 157H137V156H136ZM187 157H188V156H187ZM231 157H232V156H231ZM14 158H15V157H14ZM119 158H120V160H122L121 157H119ZM188 158H189V157H188ZM226 158H228V157H226ZM247 158H248V157H247ZM97 159H98V158H97ZM100 159L104 160V159H106V158H104V159H103V158H100ZM125 159H127V158H125ZM133 159H134V158H133ZM133 159H131V160H133ZM136 159H137V158H136ZM138 159H139V156H138ZM151 159H152V158H151ZM153 159L155 160V158H153ZM185 159H186V158H185ZM253 159H254V158H253ZM83 160H84V159H83ZM102 160H101V161H102ZM115 160H116V159H114V161H115ZM127 160H128V159H127ZM141 160H142V159H139V161H141ZM145 160H146V159H145ZM248 160H249V159H248ZM261 160L263 161V158L260 159V161H261ZM13 161H14V160H13ZM97 161H98V160H97ZM99 161H100V160H99ZM107 161H108V160H107ZM107 161H106V162H107ZM136 161H137V160H136ZM251 161H252V160H251ZM262 161H261V162H262ZM77 162H78V161H77ZM86 162H87V161H86ZM110 162H111V160H110ZM116 162H118V160H117ZM120 162H121V161H120ZM127 162H128V161H127ZM133 162H135V161H133ZM137 162H138V161H137ZM137 162L134 163V164H137ZM153 162H154V161H153ZM252 162H253V161H252ZM258 162H259V161H258ZM96 163H97V162H96ZM128 163H129V162H128ZM139 163H140V162H139ZM145 163H146V162H145ZM254 163H256V161H254ZM254 163H253V164H254ZM259 163H260V162H259ZM75 164H77V163H75ZM98 164H99V163H98ZM115 164H116V163H115ZM125 164H126V162H125ZM130 164H131V163H130ZM103 165H107V164L104 163ZM108 165H109V164H108ZM113 165H114V164H113ZM118 165H119V164H117V167H118ZM142 165H143V164H142ZM142 165L140 164V168H141ZM144 165H145V164H144ZM148 165H149V164H148ZM234 165H235V164H234ZM99 166H100V164H99ZM109 166H110V165H109ZM109 166H108V167H109ZM134 166H135V165H134ZM230 166H231V165H230ZM119 167H120V166H119ZM126 167H127V166H125V171H126ZM135 167H136V166H135ZM135 167H134V168H135ZM142 167H143V166H142ZM145 167H146V165H145ZM149 167L151 168V166H149ZM196 167H197V166H196ZM231 167H232V166H231ZM244 167H245V166H244ZM16 168H17V167H16ZM16 168H15V169H16ZM101 168H102V167H101ZM101 168H100V170H101ZM105 168H106V167H105ZM111 168H112V167H111ZM114 168H115V167H114ZM128 168H130V167H128ZM137 168L139 169L138 166H137ZM150 168L148 169V166H147L148 171L151 170ZM5 169H7V168H5ZM102 169H103V168H102ZM112 169H113V168H112ZM147 169H146V171H147ZM197 169H198V168H197ZM241 169H242V168H241ZM241 169H240L239 171H241ZM243 169H244V168H243ZM115 170H116V168H115ZM118 170H120V169H118ZM121 170H122V169H121ZM135 170H136V169H135ZM139 170H140V169H139ZM139 170H136V171H137L136 173H138ZM142 170H143V169H142ZM157 170H158V169H157ZM27 171H28V170H27ZM87 171H88V170H87ZM105 171H106V170H105ZM143 171H144V170H143ZM158 171H159V170H158ZM234 171H235V170H234ZM234 171H233V172H234ZM239 171H238V172H239ZM144 172H145V171H144ZM151 172H152V171H151ZM245 172H246V171H245ZM245 172H244V173H245ZM88 173H89V171H88ZM88 173H86L85 175H88V176H89ZM114 173H115V172H114ZM125 173H126V172H125ZM130 173H131V171H130ZM136 173H135V174H136ZM149 173H150V172H148V174H149ZM160 173H163V172H160ZM246 173H247V172H246ZM0 174H1V173H0ZM98 174H99V173H98ZM116 174H117V173H116ZM118 174H119V173H118ZM139 174H141V173H139ZM144 174L146 175V173H144ZM163 174H164L163 177H165V174H166V173H163ZM192 174H193V173H192ZM194 174H195V173H194ZM194 174H193V175H194ZM100 175L103 176V174H100ZM108 175H109V174H108ZM149 175H150V174H149ZM247 175H249V174L247 173ZM247 175H246V176H247ZM102 176H101V177H102ZM105 176H106V175H105ZM114 176H116V175H114ZM121 176H122V175H121ZM121 176H120V177H121ZM136 176H137V175H136ZM140 176L142 177V175H140ZM153 176H154V175H153ZM195 176H197V174H196ZM0 177H1V176H0ZM86 177H87V176H86ZM89 177H90V176H89ZM89 177H88V179H89ZM117 177H118V175H117ZM125 177H126V176H125ZM130 177H131V176H130ZM130 177H129V178H130ZM138 177H139V176H138ZM138 177H137V178H138ZM151 177H152V174H151ZM151 177H150V179H151ZM183 177H185V176H183ZM186 177H188V176H186ZM192 177H193V176H192ZM215 177H217V176H215ZM112 178H114V177H112ZM122 178H123V176H122ZM127 178H128V176H127ZM129 178H128V180H129ZM146 178H147V177H146ZM166 178H168V175H167ZM166 178H165V179H166ZM171 178H172V176H171ZM171 178H170V179H171ZM173 178H174V177H173ZM180 178H181V177H180ZM195 178H196V177H195ZM224 178H225V177H224ZM256 178H257V177H256ZM103 179H104V178H103ZM109 179H110V178H109ZM155 179H157V178H155ZM168 179H169V178H168ZM170 179H169V180H170ZM176 179H177V178H176ZM181 179H182V178H181ZM213 179H214V178H213ZM226 179H227V178H226ZM261 179H262V178H261ZM9 180H10V179H9ZM137 180H138V179H137ZM137 180H136V181H137ZM142 180H144V178H142ZM151 180H152V182H153V179H151ZM171 180H172V179H171ZM171 180H170V181H171ZM188 180H189V179H188ZM203 180H204V179H203ZM203 180H200V182H203ZM218 180H219V179H218ZM89 181H90V180H89ZM110 181H111V180H110ZM119 181H120V180H119ZM123 181H124V180H123ZM125 181H126V179H125ZM131 181H132V180H131ZM148 181H149V180H148ZM172 181H173V180H172ZM179 181H180V180H179ZM185 181H186V180H185ZM210 181H212V180H210ZM251 181H253V180H251ZM94 182H95V181H94ZM115 182L118 183L117 178H116V181H115ZM137 182H138V181H137ZM142 182H144V181H142ZM149 182H151V181H149ZM152 182H151V183H152ZM155 182H156V180H155ZM161 182H162V181H161ZM177 182H178V180H177ZM112 183H113V182H112ZM117 183H116V184H117ZM138 183H139V182H138ZM157 183H160V182H157ZM163 183H164V181H163ZM172 183H173V182H172ZM175 183H176V181H175ZM198 183H199V182H198ZM198 183H197V184H198ZM219 183H220V181H219ZM219 183H218V184H219ZM225 183H226V182H225ZM257 183H259V182H256V184H257ZM79 184H82V183H79ZM87 184H88V183H87ZM102 184H103V182H102ZM120 184H121V182H120ZM120 184H119V185H120ZM127 184H128V183H127ZM132 184H133V183H132ZM144 184H145V183H144ZM191 184H192V183H191ZM221 184H223V183H221ZM247 184H248V183H247ZM256 184H255V185H256ZM1 185H2V184H1ZM104 185H105V184H104ZM119 185H118V186H119ZM124 185H126V184H123V186H124ZM140 185H142V184H140ZM155 185H156V184H155ZM160 185H162V184H160ZM203 185H204V184H203ZM203 185H202V189H203ZM210 185H211V184H210ZM212 185H213V184H212ZM212 185H211V186H212ZM219 185H220V184H219ZM219 185H217V187H218ZM255 185H253V187H254ZM262 185H263V184H262ZM262 185H261V186H262ZM113 186H114V185H113ZM129 186H130V184H129ZM138 186H139V185H138ZM158 186H159V185H158ZM165 186H166V185H165ZM167 186H168V185H167ZM189 186H192V185H189ZM205 186H206V185H204V187H205ZM214 186H215V185H214ZM3 187H4V186H3ZM3 187H2V188H3ZM114 187H115V186H114ZM140 187H141V186H140ZM142 187H143V186H142ZM215 187H216V186H215ZM220 187H221V185H220ZM253 187H252V188H253ZM2 188H1V189H2ZM94 188H95V187H94ZM98 188H99V187H98ZM119 188H121V186H120ZM123 188H124V187H123ZM182 188H184V187H182ZM182 188H181V190H182ZM187 188H188V186H187ZM205 188L207 189L208 187L206 186ZM222 188H223V187H222ZM250 188H251V187H250ZM250 188H249V189H250ZM74 189H75V188H74ZM129 189H130V188H129ZM147 189H148V188H146L145 190H147ZM157 189H158V188H157ZM166 189H168V188L166 187ZM194 189H195V188H194ZM194 189H192V190H194ZM196 189H198V187H197ZM199 189H200V191H201V188H199ZM218 189H219V188H218ZM249 189H248V190H249ZM258 189H259V188H258ZM260 189H262V188L260 187ZM118 190H119V189H118ZM124 190H126V189H124ZM133 190H134V189H132V191H133ZM135 190H136V189H135ZM149 190H150V188H149ZM151 190H152V189H151ZM159 190H160V189H159ZM172 190H173V189H172ZM175 190H176V189H175ZM183 190H184V189H183ZM192 190H189V191H192ZM248 190H247V191H248ZM254 190H255V189H254ZM91 191L93 192L94 190H91ZM98 191H99V190H98ZM102 191H103V190H102ZM102 191H101V192H102ZM108 191H109V190H108ZM153 191H154V190H153ZM161 191H162V188H161ZM173 191H174V190H173ZM178 191H179V190H178ZM195 191H196V190H195ZM195 191H194V193H192V195H193V194L195 195V193H196ZM203 191H204V189H203ZM203 191L201 192L202 194H203ZM249 191H250V190H249ZM249 191H248V192H249ZM256 191H257V189H256ZM129 192H130V191H129ZM137 192H138V191H137ZM154 192H155V191H154ZM192 192H193V191H192ZM213 192H215V191H213ZM254 192H255V191H254ZM86 193H87V192H85V195H86ZM99 193H100V191H99ZM104 193H105V192H104ZM104 193H102V194H104ZM122 193H123V192H122ZM122 193H121V194H122ZM124 193H125V192H124ZM124 193H123V194H124ZM126 193H127V191H126ZM132 193H133V192H132ZM135 193H136V192H135ZM144 193H145V192H144ZM161 193H163V192H161ZM199 193H200V192H199ZM199 193H198V194H199ZM215 193H216V192H215ZM224 193H225V192H224ZM228 193H229V192H228ZM250 193H251V192H250ZM92 194H93V193H92ZM113 194H114V193H113ZM116 194H117V193H116ZM116 194H115V195H116ZM119 194H120V193H119ZM156 194H157V193H156ZM164 194H166V193H164ZM167 194H168V193H167ZM185 194H186V193H185ZM212 194H213V193H212ZM217 194H218V193H217ZM217 194H216V195H217ZM248 194H249V193H248ZM248 194H247V195H248ZM252 194H253V191H252V193H251L250 196H253V195H254V194H253V195H252ZM105 195H106V193H105ZM128 195H129V194H128ZM139 195H141V194H139ZM171 195H172V194H171ZM173 195H175V194H173ZM188 195H189V194H188ZM194 195H193V196H194ZM213 195H214V194H213ZM226 195H227V194H226ZM256 195H258V194H256ZM86 196H87V195H86ZM129 196L131 197V195H129ZM137 196H138V194H137ZM158 196L160 197V195H158ZM162 196H164V195H162ZM180 196H181V195H180ZM182 196H183V194H182ZM199 196H200V195H199ZM222 196H224V194H223ZM227 196H228V195H227ZM232 196H233V194H232ZM87 197H88V196H87ZM109 197H110V196H109ZM117 197H118V196H117ZM123 197H124V196H123ZM176 197H177V196H176ZM176 197H175V198H176ZM178 197H179V196H178ZM190 197H191V196H190ZM230 197H231V196H230ZM230 197H229V198H230ZM1 198H2V197H1ZM1 198H0V199H1ZM94 198H95V197H94ZM151 198H152V197H151ZM175 198H174V199H175ZM188 198H189V196H188ZM204 198H206V197H204ZM218 198H219V197H217L216 200H217ZM221 198H222V197H220V199H221ZM224 198H225V197H224ZM224 198H223V199H224ZM247 198H248V196H247ZM2 199H3V198H2ZM109 199H110V198H109ZM124 199H125V198H124ZM128 199H129V198H128ZM128 199H127V201H129ZM137 199H138V198H137ZM144 199H145V198H144ZM170 199H171V198H170ZM179 199H180V198H179ZM186 199H187V197H186ZM191 199H192V197H191ZM193 199H194V197H193ZM196 199H197V197H196ZM220 199H219V200H220ZM223 199H222V200H223ZM250 199H251V198H250ZM44 200H45V199H44ZM102 200H103V199H102ZM102 200H101V201H102ZM114 200H115V199H114ZM122 200H123V199H122ZM157 200H158V199H157ZM181 200H182V198H181ZM214 200H215V199H214ZM226 200H227V199H226ZM92 201H93V200H91V202H92ZM110 201H111V199H110ZM116 201H118V200L116 199ZM120 201H121V200H120ZM120 201H119V202H120ZM124 201H126V200H124ZM131 201H132V200H131ZM131 201H129V202H131ZM136 201H137V200H136ZM138 201H140V199H138ZM141 201H142V200H141ZM175 201H177V200H175ZM192 201H193V200H192ZM194 201H195V200H194ZM197 201H198V199H197ZM40 202H41V201H40ZM48 202H49V201H48ZM53 202H55V201H53ZM60 202H61V201H60ZM96 202H100V201H96ZM102 202H103V204H104L105 201L103 200ZM111 202H113V201H111ZM114 202H115V201H114ZM132 202H133V201H132ZM143 202H144V201H143ZM165 202H167V201H165ZM195 202H196V201H195ZM203 202H204V201H203ZM205 202H206V204L208 203L207 201H205ZM219 202H220V201H219ZM221 202H222V201H221ZM227 202H228V200H227ZM227 202H226V203H227ZM247 202H249V200H248ZM84 203H85V202H84ZM100 203H101V202H100ZM115 203H116V202H115ZM115 203H114L113 205H115ZM136 203H137V202H136ZM139 203H140V202H139ZM169 203H170V202H169ZM185 203H186V202H184V205H185ZM211 203H212V201H211ZM232 203H233V202H232ZM263 203H264V202H263ZM45 204H46V203H45ZM64 204H65V203H64ZM111 204H112V203H111ZM118 204H119V203H117V205H118ZM121 204H122V203H121ZM137 204H138V203H137ZM140 204H141V203H140ZM147 204H148V203H147ZM172 204H173V202H172ZM191 204H192V202H191ZM203 204H204V203H203ZM206 204H205V205H206ZM212 204H214V206H215L216 203L213 202ZM212 204H211V205H212ZM218 204H219V203H218ZM220 204L222 205V203H220ZM220 204H219V205H220ZM227 204H228V203H227ZM229 204H230V203H229ZM229 204H228V205H229ZM259 204H260V203H259ZM259 204H257V205H259ZM30 205H31V204H30ZM96 205H97V203H96ZM122 205H123V204H122ZM125 205H126V203H125ZM132 205H133V204H132ZM188 205H189V204H188ZM201 205H202V204H201ZM211 205H209V206L207 205V208L210 207ZM223 205H226V204L224 203V201H223ZM101 206H102V205H101ZM120 206H121V205H120ZM133 206L136 207L135 205H133ZM138 206H139V204H138ZM140 206H141V205H140ZM140 206H139V207H140ZM143 206H144V205H143ZM143 206H142V207H143ZM181 206H182V205H181ZM181 206H180V207H181ZM185 206L187 207V205H185ZM185 206H182V207H185ZM189 206H190V205H189ZM229 206H230V205H229ZM252 206H253V205H251V207H252ZM261 206H262V205H261ZM38 207H39V206H38ZM40 207H41V206H40ZM55 207H56V206H55ZM115 207H116V205H115ZM118 207H119V206H118ZM134 207H133V208H134ZM147 207H148V206H147ZM147 207H146V208H147ZM155 207H157V206H155ZM182 207H181V208H182ZM197 207H198V204H197ZM197 207L194 206V208H197ZM201 207H202V206H200V209L203 210L204 208H203V207L201 208ZM204 207H205V206H204ZM226 207H227V206H226ZM255 207H256V206H255ZM21 208H22V207H21ZM24 208H25V207H24ZM50 208H52V207H50ZM58 208H59V207H58ZM60 208H61V207H60ZM63 208H64V207H63ZM67 208H68V207H67ZM93 208H94V207H93ZM101 208H102V207H101ZM101 208H100V209H101ZM151 208H153V207H151ZM159 208H160V207H159ZM167 208H168V207H167ZM170 208H171V207H170ZM177 208H178V206H177ZM181 208H180V209H181ZM219 208H220V207H219ZM221 208H222V207H221ZM256 208H257V207H256ZM259 208H260V207H259ZM259 208H258V209H259ZM37 209H38V208H37ZM40 209H41V208H40ZM42 209H43V208H42ZM52 209H53V208H52ZM52 209H51V210H52ZM95 209H96V208H94V210H95ZM103 209H105V208H103ZM103 209H102V210H103ZM116 209H117V208H116ZM127 209H129V208H127ZM134 209H135V208H134ZM136 209H137V208H136ZM141 209H142V208H141ZM153 209H154V208H153ZM156 209H157V208H156ZM175 209H176V206H175ZM175 209H174V210H175ZM185 209H186V208H185ZM191 209H192V208H191ZM205 209H206V208H205ZM231 209H233V207H232ZM246 209H247V208H246ZM260 209H261V208H260ZM262 209H263V208H262ZM31 210H32V209H31ZM33 210H35V209H33ZM53 210H54V209H53ZM68 210H69V208H68ZM106 210H107V209H106ZM120 210H121V209H120ZM123 210H124V209H123ZM129 210H130V209H129ZM129 210H128V211H129ZM143 210H144V207H143ZM146 210H147V209H146ZM146 210H145V211H146ZM148 210H149V209H148ZM150 210H151V209H150ZM154 210H155V209H154ZM182 210H183V209H182ZM182 210H180V211L182 212ZM189 210H190V209H189ZM189 210H188V211H189ZM195 210H196V209H195ZM197 210H199V208H198ZM207 210H208V209H207ZM248 210H250V209H248ZM248 210H247V211H248ZM16 211H17V210H16ZM16 211H15V212H16ZM49 211H50V210H49ZM55 211H56V209H55ZM58 211H59V210H58ZM100 211H101V210H100ZM117 211H118V210H117ZM125 211H126V210H125ZM125 211H124V212H125ZM128 211H127V213L129 214ZM135 211H136V210H135ZM137 211H138V210H137ZM139 211H140V210H139ZM151 211H152V210H151ZM151 211H150V213H152ZM204 211H205V210H203V212H204ZM209 211H211V209H210ZM213 211H215V210H213ZM213 211H212V212H213ZM217 211H220V210H217ZM222 211H223V210H222ZM225 211H226V209H225ZM227 211H228V210H227ZM227 211H226V213H227ZM252 211H253V210H252ZM256 211H257V209H256ZM262 211H263V210H262ZM11 212H12V211H11ZM13 212H14V211H13ZM15 212H14V213H15ZM31 212H32V211H31ZM34 212H35V211H34ZM44 212H46V210H45ZM60 212H62V211H60ZM60 212H59V214H60ZM98 212H99V211H98ZM104 212H105V211H104ZM131 212H132V211H131ZM131 212H130V213H131ZM156 212H157V211H156ZM159 212H160V211H159ZM168 212H169V211H168ZM170 212H172V211H170ZM184 212H186V211H184ZM189 212H190V211H189ZM199 212H200V211H199ZM199 212H198V213H199ZM228 212H229V211H228ZM242 212H243V211H242ZM242 212H241V213H242ZM16 213H17V212H16ZM16 213H15V214H16ZM22 213H23V212H22ZM86 213H87V212H86ZM102 213H103V212H102ZM117 213H119V212H117ZM138 213H139V212H138ZM138 213H137V214H138ZM141 213H143V212H141ZM141 213H140V214H141ZM145 213H146V212H145ZM153 213H154V212H153ZM161 213H162V212H161ZM175 213H176V212H175ZM175 213H174V214H175ZM182 213H183V212H182ZM187 213H188V212H186V214H187ZM191 213H193V212H191ZM191 213H190V214H191ZM198 213H197V214H198ZM205 213H206V212H205ZM205 213H204V215H205ZM213 213H214V212H213ZM215 213H216V212H215ZM221 213H222V212H221ZM224 213H225V212H224ZM226 213H225V214H226ZM247 213H249V212H247ZM247 213H246V214H247ZM253 213H254V212H253ZM26 214H27V212H26ZM26 214H25V215H26ZM50 214H51V213H50ZM56 214H57V213H56ZM61 214H62V213H61ZM88 214H89V212H88ZM99 214H100V212H99ZM121 214H122V213H121ZM132 214H133V213H132ZM132 214H130L131 217L133 216ZM146 214H147V213H146ZM148 214H149V213H148ZM158 214H159V213L157 212V214H155V215H158ZM169 214H170V213H168V215H169ZM178 214H179V213H178ZM184 214H185V213H184ZM186 214H185V215H186ZM190 214H189V215H190ZM194 214H196V213H194ZM206 214H209V212H207ZM225 214H222V215H225ZM30 215H31V214H30ZM46 215H47V214H46ZM46 215H45V216H46ZM83 215H84V214H83ZM89 215H90V214H89ZM97 215H98V214H97ZM122 215H124V214H122ZM143 215H144V214H143ZM149 215H150V214H149ZM155 215H154V216H155ZM168 215L165 216V217H169V216H170V215H169V216H168ZM176 215H177V214H176ZM179 215H180V214H179ZM182 215H183V214H182ZM182 215H181V216H182ZM200 215H201V213H200ZM204 215H203V216H204ZM213 215H214V214H213ZM213 215H212V216H213ZM240 215H241V214H240ZM255 215H256V214H255ZM255 215H254V216H255ZM257 215H259V213H258ZM261 215H263V214H261ZM9 216H10V215H9ZM101 216H103V214H102ZM104 216H105V215H104ZM138 216H139V215H138ZM141 216H142V215H141ZM158 216H159V215H158ZM172 216H173V213H172L171 217H172ZM193 216H195V215H193ZM197 216H198V215H197ZM201 216H202V215H201ZM203 216H202V217H203ZM206 216H207V215H206ZM206 216H205V217H206ZM208 216H209V215H208ZM210 216H211V215H210ZM233 216H234V215H233ZM251 216H252V215H251ZM251 216H250V217H251ZM10 217H11V216H10ZM16 217H18V216H16ZM29 217H30V216H29ZM29 217H28V218H29ZM33 217H35V216H33ZM91 217H93V216H92V213H91ZM91 217H90V218H91ZM145 217H146V216H145ZM156 217H157V216H156ZM156 217H155V218H156ZM162 217H163V216H162ZM191 217H192V216H191ZM191 217H189V218H191ZM216 217H217V216H216ZM216 217H215V218H216ZM234 217H237V216H234ZM252 217H253V216H252ZM258 217L260 218V217H263V216H258ZM44 218H45V217H44ZM57 218H58V217H57ZM61 218H62V217H61ZM100 218H101V217H100ZM135 218H136V217H135ZM135 218L133 217V219H135ZM142 218H144V217H142ZM142 218H141V219H142ZM172 218H173V217H172ZM193 218H194V217H192V219H193ZM220 218H221V216H220ZM220 218H219V219H220ZM247 218H249V217H247ZM247 218H246V219H247ZM4 219H5V218H4ZM94 219H95V218H94ZM94 219H93V220H94ZM105 219H106V217H105ZM119 219H120V218H119ZM126 219H127V218H126ZM131 219H132V218H131ZM149 219H151V218H149ZM149 219H147V220H149ZM153 219H154V218H153ZM157 219H159V217H158ZM163 219H165V218L163 217ZM180 219H181V218H180ZM180 219L178 218L177 221L179 220V222H180ZM185 219H187V218L185 217ZM194 219H195V218H194ZM197 219H198V218H197ZM207 219H208V218H207ZM213 219H214V218H213ZM213 219H212V220H213ZM232 219H233V217H232ZM251 219H252V218H251ZM262 219H263V218H262ZM21 220H22V219H21ZM34 220H35V219H34ZM53 220H54V217H53ZM83 220H84V219H83ZM87 220H88V219H87ZM93 220H91V222H92ZM98 220H99V219H98ZM127 220H128V219H127ZM127 220H126V221H127ZM145 220H146V219H145ZM167 220H168V218H167ZM195 220H196V219H195ZM198 220L200 221V219H198ZM198 220H197V221H198ZM202 220H203V219L201 218V221H202ZM217 220H218V219H217ZM229 220H230V219H229ZM229 220H228V221H229ZM253 220H254V219H253ZM255 220H256V219H255ZM260 220H261V219H260ZM54 221H55V220H54ZM56 221H57V220H56ZM81 221H82V220H81ZM99 221H100V220H99ZM118 221H119V220H118ZM118 221H117V223H118ZM129 221H131V220H129ZM136 221H137V220H136ZM138 221H139V220H138ZM138 221H137V222H138ZM160 221H165V220H161V216H160ZM171 221H174V220L171 219ZM185 221H187V220H185ZM188 221H189V219H188ZM190 221H191V220H190ZM197 221H195V223H196ZM210 221H211V220H210ZM210 221H208V222H210ZM215 221H216V220H215ZM228 221H227V222H228ZM257 221H258V220H257ZM257 221H256V223H257ZM15 222H16V221H15ZM87 222H88V221H87ZM97 222H98V221H97ZM122 222H123V221H122ZM157 222H158V221H157ZM181 222H183L182 219H181ZM193 222H194V220H193ZM230 222H231V221H230ZM253 222H255V221H253ZM261 222H262V221H261ZM261 222H260V223H261ZM56 223H59V222H56ZM56 223H55V224H56ZM93 223H94V221H93ZM130 223H131V222H130ZM130 223H129V224H130ZM139 223L142 224V222H140V221H139ZM144 223H146V222H144ZM144 223H143V224H144ZM148 223H149V222H148ZM150 223H153V222L151 221ZM150 223H149V224H150ZM154 223H155V222H154ZM159 223H160V222H159ZM164 223H165V222H164ZM167 223H168V222H167ZM170 223H171V222H170ZM176 223H177V222H176ZM185 223H189V222H185ZM185 223H184V224H185ZM205 223H206V222H205ZM205 223H204V224H205ZM210 223H212V222H210ZM210 223H209V224H210ZM237 223H239V222H237ZM249 223H250V222H249ZM249 223H248V224H249ZM17 224H19V223H17ZM81 224H82V223H81ZM100 224H101V223H100ZM131 224H132V223H131ZM149 224H148V225H149ZM160 224H161V223H160ZM171 224H172V223H171ZM189 224H190V223H189ZM189 224H187L188 227H190ZM191 224H192V222H191ZM191 224H190V225H191ZM201 224H202V222H201ZM253 224H254V223H253ZM84 225H85V224H84ZM87 225H88V223H87ZM89 225H90V224H89ZM134 225H135V224H134ZM167 225H168V224H167ZM169 225H170V224H169ZM179 225H180V224H179ZM182 225H183V223H182ZM207 225H208V224H207ZM224 225H227V224H224ZM230 225H231V224H230ZM232 225H233V222H232ZM234 225H235V224H234ZM242 225H243V224H242ZM257 225H258V223H257ZM0 226L2 227V225H0ZM80 226H81V225H80ZM82 226H83V225H82ZM93 226H94V225H93ZM93 226H91L90 228H92ZM112 226H113V225H112ZM122 226L124 227L123 224H122ZM137 226H138V225H137ZM141 226H143V225H141ZM141 226H140V227H141ZM145 226H146V225H145ZM164 226H165V225H164ZM187 226H184V227H187ZM201 226H204V225H200V227H201ZM205 226H206V225H205ZM236 226H237V225H236ZM238 226H239V225H238ZM51 227H52V226H51ZM109 227H111V226H109ZM120 227H121V226H120ZM140 227H139V229H140ZM159 227H160V225H159ZM170 227H172V226H170ZM174 227H175V226H174ZM174 227H172V228H174ZM188 227H187V228H188ZM198 227H199V225H198ZM223 227H224V226H223ZM229 227H230V226H229ZM248 227H249V226H248ZM252 227H253V226H252ZM2 228H4V227H2ZM2 228H1V229H2ZM133 228H138V227H133ZM142 228H143V227H142ZM147 228H148V227H147ZM180 228H181V227H180ZM195 228L197 229V227H195ZM195 228H194V229H195ZM203 228H204V227H203ZM232 228H233V227L231 226V230H233V229L235 230L236 227L233 228V229H232ZM239 228H240V226H239ZM253 228H254V227H253ZM253 228H252V229H253ZM50 229H51V228H50ZM76 229H78V228L76 227ZM110 229H111V228H110ZM125 229H126V228H125ZM125 229H124V231H125ZM164 229H165V228H164ZM176 229H178V227H177ZM182 229H184L183 226H182ZM198 229H199V228H198ZM198 229H197V231H199ZM200 229H202V228H200ZM218 229H219V228H218ZM229 229H230V228H229ZM255 229H256V228H255ZM261 229H262V228H261ZM261 229H260V231H261ZM13 230H15V229L13 228ZM46 230H47V229H46ZM80 230H81V229H80ZM89 230H90V229H89V227H88V228H87V231L89 232ZM112 230H113V229H112ZM150 230H151V229H150ZM150 230H149V231H150ZM153 230H154V229L152 228V231H153ZM174 230H175V229H174ZM179 230H180V229H179ZM192 230H193V229H192ZM192 230H191V231H192ZM220 230H221V229H220ZM224 230H225V229H224ZM236 230H237V229H236ZM247 230H248V233H249L250 229L247 228L245 231L247 232ZM22 231H23V230H22ZM47 231H48V230H47ZM85 231H86V229H85ZM101 231H102V230H101ZM126 231H127V229H126ZM129 231H131V229H129ZM132 231H134V230H132ZM135 231H136V230H135ZM137 231H138V230H137ZM139 231H140V230H139ZM141 231H142V232H145V231H143V230H141ZM162 231H164V230H162ZM165 231H168V230H165ZM169 231H171V230H169ZM188 231H189V230H188ZM188 231H187V232H188ZM218 231H219V230H217V233L214 235V238H215V236H216V238H218L217 236L221 234L220 232H219V233H220V234H219ZM225 231H226V230H225ZM245 231H244V232H245ZM11 232H13V231H11ZM14 232H15V231H14ZM42 232H43V231H42ZM88 232H87V233H88ZM112 232H113V231H112ZM127 232H128V231H127ZM194 232H196V231H194ZM223 232H224V231H223ZM227 232L229 233V231H227ZM233 232H234V231H233ZM233 232H232V233H233ZM238 232H239V231H238ZM238 232H237V233H238ZM242 232H243V231H242ZM250 232H251V231H250ZM257 232H259L258 229H257ZM16 233H17V232H16ZM18 233H19V231H18ZM18 233H17V234H18ZM47 233H48V232H47ZM47 233H46V236H47ZM71 233L73 234V231H72ZM106 233H107V232H106ZM147 233H148V232H147ZM172 233H173V232H172ZM183 233H186V232L183 231L182 234H183ZM192 233H193V232H192ZM213 233H214V232H213ZM239 233H240V232H239ZM2 234H3V233H2ZM10 234H11V233H10ZM10 234H9V235H10ZM17 234H16V236H17V238H18V235H17ZM23 234H24V232H23ZM74 234H75V233H74ZM74 234H73V235H74ZM79 234H80V233H78V235H79ZM92 234H93V232H92ZM95 234H96V233H95ZM116 234H117V233H116ZM135 234L138 235L137 233H135ZM152 234H153V233H152ZM152 234L150 233L149 235H152ZM174 234H175V233H174ZM174 234H173V235H174ZM182 234H181V235H182ZM210 234H211V233H210ZM217 234H218V235H217ZM225 234H226V232H225ZM229 234H230V233H229ZM234 234H235V232H234ZM13 235H14V234H13ZM20 235H21V234H19V236H20ZM39 235H40V234H39ZM76 235H77V232H76ZM90 235H91V233H90ZM90 235H89V236H90ZM109 235H110V234H109ZM139 235H140V234H139ZM145 235H146V234H145ZM149 235H147V236H149ZM177 235H179V234H177ZM181 235H179V236H181ZM212 235H213V234H212ZM223 235H224V234H223ZM243 235H244V233H243ZM5 236H6V235H5ZM16 236H15V237H16ZM21 236H22V235H21ZM83 236H84V235H83ZM130 236H131V235H130ZM140 236H142V234H141ZM153 236H154V235H153ZM158 236H159V235H158ZM183 236H184V234H183ZM225 236H226V235H225ZM240 236H241V235H240ZM250 236H251V235H250ZM10 237H11V236H10ZM24 237H26V236H24ZM74 237H77V236L74 235ZM74 237H73V238H74ZM78 237H80V236H78ZM98 237H99V236H98ZM116 237H117V235H116ZM123 237H124V236H123ZM123 237H121V238H123ZM143 237H144V235H143ZM145 237H146V236H145ZM150 237H151V236H150ZM156 237H157V235H156ZM156 237H155V238H156ZM160 237H161V236H160ZM167 237H168V236H167ZM174 237H175V236H174ZM209 237H210V236H209ZM209 237H208V238H209ZM245 237H247V236L245 235ZM11 238H12V237H11ZM20 238H21V237H20ZM84 238H86V236H84ZM117 238H118V237H117ZM131 238H132V237H131ZM219 238H221V237L219 236ZM227 238H228V237H227ZM232 238L234 239V237H232ZM26 239H28V238H26ZM26 239H25V240H26ZM87 239H88V238H87ZM91 239H92V238H91ZM146 239H147V238H146ZM148 239H149V238H148ZM163 239H164V238H163ZM5 240H6V239H5ZM9 240H10V239H9ZM31 240L33 241V239H31ZM70 240H71V239H70ZM73 240H74V239H73ZM77 240H78V239H77ZM95 240H96V239H95ZM113 240H114V239H113ZM124 240H126V239H124ZM140 240H141V239H140ZM156 240H157V239H156ZM179 240H180V239H179ZM206 240H207V239H206ZM206 240H205V241H206ZM208 240H209V239H208ZM211 240H212V241H215V242L217 241V240L212 239V236H211ZM218 240H219V239H218ZM220 240H221V239H220ZM222 240L224 241V239H222ZM222 240H221V241H222ZM228 240H229V239H228ZM7 241H8V239H7ZM15 241H16V240H15ZM27 241H29V239H28ZM27 241H26V242H27ZM38 241H39V240H38ZM100 241H101V240H100ZM115 241H116V240H115ZM132 241H133V240H132ZM142 241H143V240H142ZM144 241H145V239H144ZM192 241H193V240H192ZM196 241H197V239H196ZM201 241H202V240H201ZM205 241H202V242H205ZM9 242H10V241H9ZM19 242H20V240H19ZM68 242H69V240H68ZM121 242H122V241H121ZM121 242H120V243H121ZM139 242H141V241H139ZM145 242H147V241H145ZM163 242H164V241H163ZM210 242H211V241H210ZM219 242H220V241H219ZM61 243H62V242H61ZM69 243H70V242H69ZM74 243L76 244V242H74ZM77 243H78V242H77ZM128 243H129V242H128ZM131 243H132V242H131ZM131 243H129V244H131ZM135 243H136V240H135ZM135 243H133V245H135ZM142 243H144V242H142ZM147 243H148V242H147ZM154 243H155V242H154ZM159 243H160V242H159ZM197 243H198V242H196V244H197ZM199 243H200V242H199ZM199 243H198V244H199ZM4 244H6V243H4ZM20 244H21V243H20ZM28 244H29L28 246H30V243H28ZM79 244H80V242H79ZM79 244H78V248H77L78 251H79L80 247L83 246V245H81V244H80V246H79ZM117 244H118V243H117ZM121 244H122V243H121ZM125 244H126V243H125ZM148 244H150V243H148ZM148 244H147V245H148ZM157 244H158V243H157ZM167 244H168V243H167ZM194 244H195V243H194ZM196 244H195V245H196ZM198 244H197V246H198ZM201 244H202V243H201ZM206 244H207V243H206ZM229 244H231V243H229ZM229 244H227V245H229ZM6 245H7V244H6ZM25 245H26V244H25ZM58 245H59V244H58ZM70 245H71V244H70ZM73 245H74V244H73ZM88 245H89V244H88ZM92 245H93V244H92ZM131 245H132V244H131ZM144 245H146V244H144ZM144 245H143V246H144ZM154 245H155V244H154ZM161 245H162V244H161ZM188 245H190V244H188ZM192 245H193V244H192ZM232 245H233V244H232ZM7 246H8V245H7ZM71 246H72V245H71ZM74 246H76V245H74ZM114 246H115V245H114ZM118 246H119V245H118ZM158 246H160V245H158ZM209 246H210V245H209ZM233 246H235V244H234ZM13 247H14V246H13ZM26 247H27V245H26ZM38 247H39V245H38ZM68 247H69V246H68ZM83 247H84V246H83ZM91 247H92V246H91ZM98 247H100V246H98ZM125 247H126V246H125ZM128 247H129V246H127L126 248L128 249ZM132 247H133V246H132ZM132 247H130V248H132ZM136 247H137V246H136ZM141 247H142V246H141ZM145 247H146V246H144V247H142V248H145ZM154 247H155V246H154ZM162 247H163V246H161V248H162ZM174 247H175V246H174ZM207 247H208V245H207ZM216 247H217V246H216ZM229 247H230V246H229ZM6 248H7V247H6ZM19 248H20V247H19ZM42 248H43V247H42ZM69 248H70V247H69ZM71 248H72V247H71ZM71 248H70V249H71ZM104 248H105V247H104ZM130 248H129V249H130ZM142 248H140V251H145V250H141ZM156 248H157V247H156ZM165 248H166V247H165ZM192 248H193V247H192ZM198 248H199V247H198ZM233 248H234V247H233ZM7 249H8V248H7ZM72 249H73V248H72ZM83 249H85V248H83ZM109 249H110V248H109ZM109 249H108V250H109ZM120 249H121V248H120ZM137 249H138V248H137ZM148 249H149V247H148ZM148 249H146V250H148ZM157 249H158V248H157ZM177 249H178V248H177ZM182 249H183V248H182ZM202 249H204V248L202 247ZM205 249H206V248H205ZM212 249H213V248H212ZM212 249H211V251H213ZM215 249H216V248H215ZM215 249H214V250H215ZM227 249H229V248H227ZM231 249H232V248H231ZM251 249H252V248H251ZM21 250H22V249H21ZM26 250H27V249H26ZM75 250H76V249H75ZM118 250H119V249H118ZM133 250H134V249L132 248V251H133ZM135 250H136V248H135ZM135 250H134V251H135ZM138 250H139V249H138ZM150 250H151V249H150ZM154 250H155V249H154ZM158 250H159V249H158ZM158 250H157V251H158ZM166 250H167V249H166ZM197 250H198V249H195V251H197ZM200 250H201V247H200ZM200 250H199V251H200ZM220 250H221V249H220ZM223 250H224V248H223ZM11 251H12V250H11ZM66 251H67V250H66ZM72 251H74V249H73ZM80 251H82V248L80 249ZM91 251H92V250H91ZM122 251H124V250H121V253H123ZM128 251H129V250H128ZM128 251H127V252H128ZM130 251H131V250H130ZM130 251H129V252H130ZM136 251H137V250H136ZM159 251H160V250H159ZM162 251H163V252H162ZM164 251H165V250H161V252L165 255ZM180 251H181V250H180ZM193 251H194V250H193ZM228 251H229V250H227V252H228ZM23 252H24V251H23ZM67 252H68V251H67ZM67 252H66V253H67ZM82 252H84V251H82ZM115 252H116V251H115ZM127 252H125V255H126ZM149 252H150V251H149ZM151 252H152V251H151ZM168 252H170V251H168ZM171 252H172V251H171ZM229 252H230V251H229ZM71 253H72V252H71ZM74 253H75V251H74ZM74 253H73V255L75 256V254L78 253V252H76L75 254H74ZM80 253H81V252H80ZM80 253H78V254H80ZM85 253H86V255H87L89 252H88V253L85 252ZM102 253H103V252H102ZM132 253H133V252H132ZM162 253H161V254H162ZM214 253H215V252H214ZM224 253H226V252H224ZM51 254H52V253H51ZM81 254H82V253H81ZM110 254H111V253H110ZM123 254H124V253H123ZM127 254H128V253H127ZM163 254H162V255H163ZM166 254H167V253H166ZM173 254H179V253H175V252H174ZM206 254H207V252H206ZM209 254L213 255V253H208V255H209ZM219 254H221V253H219ZM219 254H218V256H220ZM229 254H230V253H229ZM64 255H65V254H64ZM89 255H90V254H89ZM95 255H96V254H95ZM130 255H131V254H130ZM154 255H155V254H154ZM157 255H158V254H157ZM157 255H156V256H157ZM171 255H172V254H171ZM183 255H184V254H183ZM208 255H206V256L210 258V256H208ZM227 255H228V254H226V257H227ZM69 256H70V255H69ZM82 256H83V255H82ZM87 256H88V255H87ZM96 256H97V255H96ZM96 256H94V257H96ZM103 256H104V255H103ZM116 256H117V255H116ZM116 256H115V257H116ZM122 256H123V255H122ZM132 256H134V255H132ZM132 256H131V258H133ZM156 256H155V257H156ZM159 256H160V255H159ZM166 256H167V255H165V257H166ZM168 256H169V254H168ZM172 256H173V255H172ZM176 256H178V255H176ZM180 256H181V255H180ZM180 256H179V257H180ZM189 256H190V255H189ZM203 256H204V255H203ZM218 256H215V257H218ZM221 256H222V255H221ZM223 256H224V255H223ZM229 256H230V255H229ZM118 257H119V256H118ZM135 257H136V255H135ZM135 257H134V258H135ZM151 257H152V255H151ZM174 257H175V256H174ZM174 257H169V259H170V258H171V259H172V258L174 259ZM181 257H182V256H181ZM181 257H180V258H181ZM190 257H191V256H190ZM190 257H189V258H190ZM194 257H195V256H194ZM194 257H191L190 259H193ZM207 257H205V258H207ZM212 257H213V256H212ZM61 258H62V257H61ZM61 258H60V260H61ZM83 258H85V257H83ZM90 258H91V255H90ZM97 258H98V257H97ZM131 258H129V259L131 260ZM134 258H133V259H134ZM153 258H154V257H153ZM157 258H158V257H157ZM160 258H161V257H160ZM177 258H178V257H177ZM180 258H179L178 260H180ZM183 258H184V257H183ZM195 258H196V257H195ZM205 258H204V260H205ZM219 258H220V257H219ZM224 258H225V257H223L222 260H223ZM227 258H228V257H227ZM42 259H43V258H42ZM45 259H46V258H45ZM45 259H44V260H45ZM79 259H81V257H80ZM86 259H88V258H86ZM106 259H108V257L105 258V261H106ZM126 259H127V258H126ZM126 259H125V260H126ZM148 259H149V258H148ZM154 259H155V258H154ZM158 259H159V258H158ZM161 259H162V258H161ZM161 259H160V261H161ZM190 259H188L189 262H190ZM200 259H201V257H200ZM202 259H203V258H202ZM225 259H226V258H225ZM225 259H224V262H225ZM70 260H71V258H70ZM73 260H75V259H73ZM103 260H104V259H103ZM130 260H129V261H130ZM155 260H156V259H155ZM163 260H164V258H163ZM163 260H162V262L165 263L166 260H165V261H163ZM188 260H187V258L185 259V261H187V262H188ZM197 260H198V259H197ZM206 260H207V259H206ZM206 260H205V261H206ZM212 260H213V259H212ZM212 260H211V261H212ZM219 260H221V259H219ZM219 260H218V261H219ZM79 261H80V260H79ZM82 261H84V260L82 259ZM123 261H124V260H123ZM127 261H128V259H127L125 262H127ZM140 261H141V260H140ZM140 261H139V262H140ZM152 261H153V260H152ZM152 261H151V262H152ZM171 261H172V260H171ZM175 261H176V260L174 259L173 262H175ZM191 261H192V260H191ZM207 261H208V260H207ZM211 261H209V262L212 263ZM218 261H216V262L218 263ZM58 262H59V261H58ZM69 262H71V261H69ZM75 262H76V261H75ZM75 262H74V263H75ZM84 262H85V261H84ZM131 262L133 263V260L130 261V263H131ZM134 262H136V261L134 260ZM153 262H154V261H153ZM158 262H159V261H158ZM179 262H180V261H179ZM179 262L177 261V263H179ZM181 262H182V261H181ZM193 262H194V259H193ZM195 262L198 263V262H200V261H195ZM195 262H194V264H195ZM202 262H203V260H202ZM220 262H221V261H220ZM224 262H223V263H224ZM14 263H15V262H14ZM82 263H83V262H82ZM88 263H89V261H88ZM88 263H85V264H88ZM127 263H128V262H127ZM149 263H150V260H149ZM154 263H155V262H154ZM168 263H169V262H167V263H165V264H168ZM177 263H176V264H177ZM185 263H186V262H185ZM203 263H204V262H203ZM205 263H207V262H205ZM205 263H204V264H205ZM223 263H222V264H223ZM248 263H249V262H248ZM8 264H9V263H8ZM39 264H40V263H39ZM68 264H69V263H68ZM78 264H80V263L78 262ZM83 264H84V263H83ZM93 264H95V262H94ZM100 264H101V263H100ZM161 264H162V263H161ZM183 264H184V263H183ZM186 264H187V263H186ZM224 264H225V263H224Z\"/></svg>",
  "mask_w": 264,
  "mask_h": 264
}]
</instances>
